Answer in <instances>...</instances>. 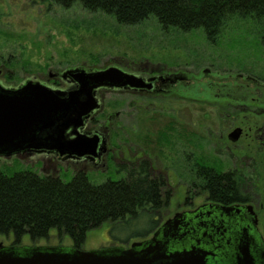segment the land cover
Wrapping results in <instances>:
<instances>
[{"label": "flooded vegetation", "instance_id": "af4514ba", "mask_svg": "<svg viewBox=\"0 0 264 264\" xmlns=\"http://www.w3.org/2000/svg\"><path fill=\"white\" fill-rule=\"evenodd\" d=\"M111 66L133 76L134 84L93 90L98 107L65 132L68 141L80 139L76 149L86 152L30 149L15 155L36 159L54 173L65 167L87 175L112 172L107 180L141 172L153 178L160 189L150 220L155 226L127 247L160 231L169 254L194 249L206 254V264H240L245 255L264 264V82L238 75L228 83L209 69L138 59L50 69L47 77L31 76L16 87L33 79L68 95L79 88L74 74L66 73L69 69ZM198 80L216 86L213 101L197 100L193 89ZM198 103L215 110L210 118L219 124L218 135L211 132L207 143L209 156L198 155ZM230 158L233 169L225 162ZM220 177L225 186L232 183L234 193L226 200L214 194L207 180Z\"/></svg>", "mask_w": 264, "mask_h": 264}, {"label": "rangeland", "instance_id": "374dc122", "mask_svg": "<svg viewBox=\"0 0 264 264\" xmlns=\"http://www.w3.org/2000/svg\"><path fill=\"white\" fill-rule=\"evenodd\" d=\"M138 59L209 69L208 73L225 76L226 79L221 80L228 83L238 75L264 82V20L254 16H230L216 41L211 42L203 29L184 32L163 28L155 17L125 26L118 24L112 15L89 12L81 4L64 8L41 0H0V79L6 85L16 87L31 76L47 77L50 69L62 70L75 65L96 68ZM205 77L202 79L206 80ZM216 90V86L198 80L193 93L198 101L210 102ZM214 111L205 104H197L195 127L199 156L210 155L207 143L211 132L218 135V121L210 118V114L215 116ZM225 162L229 164L228 169H233L232 158ZM0 168L8 174L33 169L43 174H57L65 181L71 180L75 173L65 167L54 173L53 167L43 168L42 162L19 155L0 156ZM111 173L91 171L88 176L91 181L102 183ZM148 225V220L138 226L105 222L89 231L82 250L127 247L135 240L134 233ZM13 239V234L0 235V243L5 246H11ZM20 246L73 249L71 238L68 235L61 238L56 230L39 240L25 235Z\"/></svg>", "mask_w": 264, "mask_h": 264}, {"label": "trees", "instance_id": "16d2710c", "mask_svg": "<svg viewBox=\"0 0 264 264\" xmlns=\"http://www.w3.org/2000/svg\"><path fill=\"white\" fill-rule=\"evenodd\" d=\"M70 8L81 4L89 12L112 15L118 24L131 26L155 17L163 28L189 32L203 29L215 42L230 16H254L264 20V0H41ZM222 177L207 179L214 194L231 197L232 183ZM236 195V194H235ZM160 198L159 185L146 173L91 181L82 172L65 181L57 174L24 169L8 174L0 168V235L13 234L12 245L20 246L25 235L32 240L47 238L56 230L68 235L76 249H82L90 230L105 222L112 225L149 221L134 239L154 228L150 222ZM129 242L126 241L124 244ZM123 244V243H122Z\"/></svg>", "mask_w": 264, "mask_h": 264}, {"label": "water", "instance_id": "95a60500", "mask_svg": "<svg viewBox=\"0 0 264 264\" xmlns=\"http://www.w3.org/2000/svg\"><path fill=\"white\" fill-rule=\"evenodd\" d=\"M66 73H73L79 82V88L68 95L33 79L18 87L0 82V156L30 149H56L61 154L86 152L76 149L82 144L80 139L68 141L65 132L71 125L81 124L82 117L98 107L93 90L104 85L134 84L133 76L116 66L95 71L76 67ZM160 233L135 241L130 247L92 251L0 243V264H206V254L194 249L167 253ZM240 264L254 261L245 255Z\"/></svg>", "mask_w": 264, "mask_h": 264}]
</instances>
